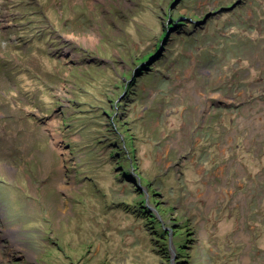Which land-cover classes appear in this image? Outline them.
I'll list each match as a JSON object with an SVG mask.
<instances>
[{
	"label": "rangeland",
	"instance_id": "rangeland-1",
	"mask_svg": "<svg viewBox=\"0 0 264 264\" xmlns=\"http://www.w3.org/2000/svg\"><path fill=\"white\" fill-rule=\"evenodd\" d=\"M0 264H264V0H0Z\"/></svg>",
	"mask_w": 264,
	"mask_h": 264
}]
</instances>
